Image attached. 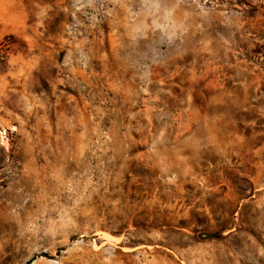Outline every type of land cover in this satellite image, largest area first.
<instances>
[{
  "label": "rangeland",
  "instance_id": "374dc122",
  "mask_svg": "<svg viewBox=\"0 0 264 264\" xmlns=\"http://www.w3.org/2000/svg\"><path fill=\"white\" fill-rule=\"evenodd\" d=\"M0 264H264V0H0Z\"/></svg>",
  "mask_w": 264,
  "mask_h": 264
}]
</instances>
